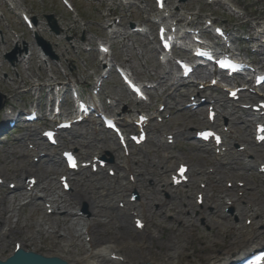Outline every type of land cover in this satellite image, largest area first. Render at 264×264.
Masks as SVG:
<instances>
[{
	"label": "rangeland",
	"instance_id": "1",
	"mask_svg": "<svg viewBox=\"0 0 264 264\" xmlns=\"http://www.w3.org/2000/svg\"><path fill=\"white\" fill-rule=\"evenodd\" d=\"M68 1L77 12V17L68 12L58 0H0V93L10 99L6 102L7 107L21 108L22 106L28 110L35 105L34 101L40 95L38 108L42 115L47 114L48 110L44 106L47 101L52 99L50 87L43 88L39 92L37 86L62 85L67 82L68 77L73 82L76 80L80 89L88 93L85 95V99L88 100L94 82L103 76L100 73L102 64L96 47L103 40L106 46H110L112 57L108 60L111 63L127 68L138 81L155 82L156 88L150 91L152 100L149 105H138L124 90L116 76L111 74L109 79L104 82L102 93L98 98H95L98 110L110 116L122 113L129 122L133 121L135 112L146 109L157 110L162 103H166L172 111L171 117L162 118L161 124L166 133L175 136L173 144H167L162 139L160 141L151 134L148 136V141L139 148L140 150L136 151L137 149L133 147L130 149L133 153L130 156L131 166L142 170L146 176V179L139 178L136 185L143 195L144 202L149 205L152 217L151 229L158 233L154 246H156V242L166 244L172 236L185 233L186 229L181 223L176 222L174 217L180 216V211L187 207L193 208L197 185L204 182L206 185L203 193L204 203H207L208 206L211 203L219 205V209L214 211L208 208L206 218L197 220L196 230L193 233L195 239L183 252L182 264L188 262L196 264L203 260L214 249L217 241L223 243L224 247H229L234 243V239L232 237L225 238L220 233V226L227 223L221 203L224 196L239 199L240 206H243L246 201H252L264 209V176L256 174L253 168L256 163L264 162V145L255 147L252 143V129L250 128V131L248 127L249 114L234 110L229 119L238 131L237 135L240 139L249 141L248 148L253 151L251 164H244L241 156L229 160L226 166L222 162H216L205 146L190 140L193 129L206 123V108L202 107L192 113L181 110L187 103L188 97L194 95L198 89L193 83L183 87L181 82L171 80V72L178 75L175 66L159 64L158 55L153 50V47H156L155 26L151 23L154 21L152 15L155 11L153 1L127 0L126 5H117L104 0ZM10 2L18 7L19 13L25 12L30 20H36L31 31L26 28L22 19L12 12L11 6L13 5ZM168 2V7L173 10L177 18H179V14L194 13L197 16L196 23L203 26L204 21L210 19L214 24L233 30L236 35H240L241 32L252 33V27L257 22L261 27L264 24V0H215L212 4H208L206 0H168ZM231 7L237 8L239 13L234 14ZM48 14H53L57 18L63 29V35L56 37L48 31L44 19V16ZM181 18L185 20L184 17ZM112 21H115V34L109 33L104 28V25ZM130 23L134 27H142L146 32L145 36L131 34ZM82 35L85 38L84 42L80 40ZM36 36L51 44L58 57L57 60L41 59L35 45ZM67 37L70 39L69 41L66 40ZM16 48L19 50L15 54L16 62L11 66L4 56L16 51ZM24 48L27 50L26 53L23 52ZM178 54L183 53H176L177 56ZM26 57L29 59L27 60ZM209 79L203 82L204 85H207ZM198 80L199 77L192 81L197 82ZM211 91L207 89L201 95L209 97L208 94ZM217 95L216 91L212 94V96ZM66 96L69 99V95ZM107 101L111 105H107ZM1 114L0 129H4L5 124ZM166 114L167 112H163V115ZM44 124L46 122L42 121L32 127L40 131ZM153 124L155 122L151 125ZM87 127L88 123L78 128L86 129ZM19 128H21V124L14 135L8 131L0 133V177L6 182L16 179L21 185L26 170L36 168L37 175L35 177L38 182L36 190H40L44 186L46 191L40 193L43 199L22 206L25 197L22 190L12 192L6 185L0 187V220L11 228V239L0 241V258L8 256L12 251L14 241H17L22 244L24 249L44 255L63 256L73 264H77L76 260L84 255V250L80 246L77 248L66 247L69 244V238L65 230L67 225L70 226L76 222L92 223L94 227L96 226L95 230L102 231V235L108 240L113 236L119 239L122 234H134L132 228L118 226V221L123 219L119 213L107 209L106 205L101 206L99 196L104 193V190L100 188L97 181H102V178L98 174H90L89 169L74 174L72 178L74 183L78 182L84 186L93 215L91 216L89 213L87 202L85 204L88 213L83 215L81 220H73L68 217V222L63 224L59 219L65 216L64 211H56L53 215H47L44 201L51 194L48 193V190L53 191L52 195L60 192L57 176L62 170V166L55 165L51 161L50 150H45L44 143L42 145L40 141L39 153L48 156L41 159L35 167H29L30 158L26 157V146L21 140L27 129ZM98 130V138L95 141L88 139L89 142L85 148L93 151L96 146L103 147L113 159L121 154L116 148L112 134L103 131L100 127ZM81 140L73 132H65L61 136V142L67 144H81ZM179 157H182L185 163L190 166L191 181L185 186L177 188L168 186L169 191L167 192L163 186L169 183V174L174 171ZM196 166L202 167L206 173L204 175L196 173L194 171ZM43 169L56 171L45 178L42 175ZM207 169L213 170V172L207 173ZM226 179L233 183L241 181L245 186L238 189L236 183L231 190H226L224 188ZM241 193H243L242 197L239 195ZM70 195L62 194L72 203L70 211L74 207L81 209L82 206L75 205V201ZM213 213L217 214L216 218L212 217ZM245 217L243 214L241 219L237 218L235 221L234 218H231L230 220L239 226V222L243 223ZM56 223L58 228H54ZM1 228L0 225V240L2 239ZM40 228H45V230L40 231ZM161 250L164 252L165 249L161 248ZM155 252L159 253L160 249H156ZM91 260H95V258Z\"/></svg>",
	"mask_w": 264,
	"mask_h": 264
},
{
	"label": "bare ground",
	"instance_id": "2",
	"mask_svg": "<svg viewBox=\"0 0 264 264\" xmlns=\"http://www.w3.org/2000/svg\"><path fill=\"white\" fill-rule=\"evenodd\" d=\"M107 28L110 29L109 32L111 34L115 33L114 29H112V25L108 24ZM153 50H156V48L154 47ZM106 59L107 56H105L104 60ZM67 83L68 85H71L72 81H70L69 79ZM6 101H10V99L7 98ZM213 103L215 104L216 102L213 101ZM209 105H211V103H209ZM97 112L94 111L93 115ZM5 116H8V108H5ZM115 117L119 125L123 129L129 128L127 119L123 118L121 114H117L115 115ZM88 123L89 127L86 130L77 128L72 129L73 133L82 139L81 144H59V147L51 155V157L53 158L52 162L55 163V165H59V163L61 162V159L58 158V151H60L61 153L65 150H72L77 154L80 162H89L92 161L94 157L106 154V150L103 147L96 146L93 151H88L85 148L88 145V139H92V141H95L99 136L97 119H89ZM223 126L225 125H222L221 133L227 139L225 140L223 145L227 146L228 148L224 153H222L221 149L223 147L220 146V154L214 156H217L222 160H227L228 158H234L236 156L232 155L234 153L230 152L229 147L232 143V140L236 137V132L233 130L230 123L228 131L226 133L224 132ZM151 131L156 134L158 139H160V136L164 134V129L160 125L151 127ZM37 134V130L29 128L27 134H25L24 136V139L33 146L32 149L27 150L26 157H31L33 159L38 154V144L34 139ZM114 141L116 142L118 149H120L123 154L115 157L114 161L111 163V166H108L107 171H115V176L113 178H110V176L107 174L106 177L103 176V180L105 181L97 183L100 184V187H102L106 192L105 198L101 199L99 197L101 200L99 203L101 204V206L106 205V207H113L114 203H116V210L123 216V219H120L118 221V226H123L129 229L131 228V222L134 226V218H140L146 224L144 225L142 231L139 233L137 232V229L133 227L135 232L134 234H122L119 239L113 236L109 238L110 241H106V238L102 235L103 232L95 230L96 226L94 227L92 223L76 222L73 225H67L65 227V230L67 231L71 246L77 248L79 242L80 246L84 250V255L77 258V264H182L183 252L187 249L192 240H194V237L190 234L196 230V220L206 217V206L203 204V206L199 208L197 205H195V207L193 208L187 207L186 209L181 210V215L175 216V219L176 222L181 223L183 228L186 229V234L184 233L182 235L172 236L171 238H169L168 243L163 244L156 242V246H154L158 233L156 232V230H152L150 228L152 226L149 223L151 222L152 217L150 215L149 206L144 201H141L139 203H137V201V204H135L129 201V197L127 200L124 199V193L131 192L133 190V185L137 182L138 178L141 177L146 179L145 173L142 170L135 169L131 166L132 161L129 159V156L126 157L124 155L123 149L119 146L116 140ZM32 166L33 165L29 164V167ZM196 168H198L199 171H202L200 167L196 166ZM19 170L20 168L18 169V172ZM55 171L56 170L43 169L42 175L46 178ZM36 172V168H29L26 170V173L32 174L31 176H33V174H35ZM62 172L63 169L61 171V175H59L60 177L65 175ZM131 178H133V183L130 180ZM227 182H229V180ZM36 186L37 184L31 190H29V192H27L28 198L25 199V202H27L28 200L29 202H31L37 198H40L35 193ZM23 188L25 191L28 190L26 184L23 185ZM164 189L166 191L169 190L167 185L164 186ZM37 191L39 193H43L46 191V188L43 186L40 190ZM52 192L53 191L48 190V193L51 194L49 195V199L44 202L49 205V208L54 213H56V211L65 212V216L62 219H59V221L63 224H66L68 222V217H72L74 218L73 220H75V214L70 212V206L72 203L69 200L65 199L61 194H59V192L53 195ZM61 192L64 193L63 191ZM199 193H202V191L197 192L196 194ZM72 196L77 202H81L83 200L89 201L84 191V186L82 184H79L78 182H75L73 185ZM194 198L196 201V195ZM237 201L238 200H233L231 198L225 200L226 204H230L231 207H237L236 216H240L244 209H238L239 207L237 205ZM119 203H123V206L121 208L119 207ZM247 205H249V209L247 210L244 225L243 223L239 222L241 225L238 223L239 226H236L233 225L229 220H227L228 222L226 224L220 226V233L222 235H227V238L232 237L234 239V243L229 247H224L223 243L217 241L214 249L210 251L209 255L203 260L198 261L196 264H228L229 262L240 259L242 256L247 255L250 252L257 251L258 248L264 247V239L262 240V238L264 237V209L256 204L247 203L246 206ZM210 206H212L216 210L218 209L217 206H214L212 204ZM194 213L195 215L193 216ZM213 217L216 218L217 214H215ZM247 219L250 220L249 226H245V221ZM0 225L2 227V237H6V240H10L11 228H9L3 221H0ZM54 228H58L57 223L55 224ZM44 230L45 228H40V231ZM82 235L90 237V242L88 244L82 243ZM1 241L4 240L1 239ZM102 242H104V244ZM161 248L165 249L164 252H161ZM156 249H160V252H155ZM111 256H115L116 259H112ZM58 257L65 259L70 264H73L69 259L64 258L63 256ZM92 258H96V260H91ZM186 264L194 263L188 262Z\"/></svg>",
	"mask_w": 264,
	"mask_h": 264
},
{
	"label": "water",
	"instance_id": "3",
	"mask_svg": "<svg viewBox=\"0 0 264 264\" xmlns=\"http://www.w3.org/2000/svg\"><path fill=\"white\" fill-rule=\"evenodd\" d=\"M49 21V26L51 29L57 34L59 29L57 24L52 16L47 17ZM44 47V50L51 54L50 48L48 45L44 43H40ZM3 96L0 94V110L3 107ZM0 264H67L65 261L57 258V257H45L40 254H36L33 252H26L23 249H19L16 253L10 256L5 261H0Z\"/></svg>",
	"mask_w": 264,
	"mask_h": 264
}]
</instances>
